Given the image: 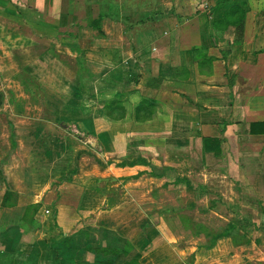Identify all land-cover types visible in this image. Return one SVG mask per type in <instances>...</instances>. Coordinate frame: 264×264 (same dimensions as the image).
Instances as JSON below:
<instances>
[{
  "label": "crops",
  "instance_id": "0c3cea01",
  "mask_svg": "<svg viewBox=\"0 0 264 264\" xmlns=\"http://www.w3.org/2000/svg\"><path fill=\"white\" fill-rule=\"evenodd\" d=\"M221 1L0 0V37L22 33V23L28 37L72 39L64 51L56 44L42 49L55 56L41 55L40 68L70 72L78 85L52 121L28 116L27 148L0 160V264L113 260L93 249H122L127 240L114 227L133 208L158 216L197 202H205L206 213L224 204L233 216L225 221L242 223L247 244L264 254V222L258 226L249 214L264 212V9L253 5L257 0H231L249 7L241 28L224 29L213 25L227 10ZM149 102L137 120L136 108ZM107 106L123 116L108 117ZM49 123L60 126V139L45 135ZM68 124L85 141L74 144ZM205 139L213 140L207 150ZM4 197L12 205L3 207ZM33 206L29 224L24 215ZM149 222L140 226H152L139 236L142 251L151 246L145 253L167 231L158 217ZM254 227L260 235L251 241ZM155 260L169 263L161 254Z\"/></svg>",
  "mask_w": 264,
  "mask_h": 264
},
{
  "label": "rangeland",
  "instance_id": "374dc122",
  "mask_svg": "<svg viewBox=\"0 0 264 264\" xmlns=\"http://www.w3.org/2000/svg\"><path fill=\"white\" fill-rule=\"evenodd\" d=\"M261 1L257 0L253 5L259 8ZM18 24L21 25L22 33L12 36L11 32L2 31L4 35L0 37V160H5L6 156H9V158L14 156L13 158L17 159L19 153L27 148V145L24 144H28V116L31 117L29 119L44 121V123L46 120L52 121L53 117L51 115L58 108L57 106L63 103L66 109V104L69 102L67 100L72 95L74 88L78 86L76 85L77 78L67 70H64L67 73L61 74L55 67L41 69L45 65V58H41V55L50 57L52 60L55 56L49 50L44 53L41 52L42 49L44 50L52 44L59 45L58 48L63 49V47H66L67 49L72 39L62 38V36L61 40L51 37L43 38L41 41V38L25 35L23 32L28 31L29 33V29L26 31L22 23ZM5 25L8 26V24ZM82 25H84V21ZM0 26L2 27L4 24L2 23ZM93 29L95 31L98 28L93 27ZM96 32H100V29ZM88 38V36L79 37L80 45L83 46ZM95 44L100 46L98 42ZM33 45L38 46L30 48ZM30 49L37 52L29 53L28 50ZM96 55L100 56L99 53ZM69 60H73V57H69ZM41 61L43 62L40 63ZM37 62H39V65L35 66ZM71 71L74 72V70ZM28 92L33 95L34 102L28 97ZM68 125L69 127H66L65 133L70 128V138L74 144L79 143L77 137L85 141L84 137L77 134L72 124ZM58 128L60 126L54 127L52 123H49L48 132L45 135L51 139H60L62 132ZM98 144L100 143L98 142ZM39 166L32 167H37L36 173L40 176L41 169H38ZM18 187L20 188V186ZM187 197L189 202H193L191 196ZM137 199L138 201L143 200L142 198ZM169 200H173L172 195L170 197L164 196L160 203L165 204ZM245 202L247 203L245 205H248V201ZM261 204L263 205L264 201H261ZM178 205L180 204L178 203ZM194 206L192 208L189 203L186 208H182L178 213L160 212L158 216L153 213L144 215L138 209L133 208L126 216L124 215L125 217L122 218L121 223L114 227V233L122 238L118 237L122 240V243L125 240L138 241L134 245L140 253V264H166L155 260L158 254L168 256V264H264L263 249L260 245L255 244L254 246L251 243L250 245H243V248H238L228 238H221L214 243L213 247L205 248L204 246L209 243L210 237L206 236L202 232L203 230H198L196 225L204 224L207 227L205 232L215 234L227 224L225 220L231 221L233 216L224 204L218 205L217 210H210L207 213L201 211L205 208V202H197ZM214 211L217 213H214ZM247 211L249 212V210ZM153 212H156V210L153 209ZM249 214L254 217V221L258 226L259 224L262 225L264 212L260 214L259 211H253ZM156 216L164 225L163 230L167 229V231H164V233L159 232L161 241L159 240L153 244V250L150 253H145L146 251H142V248H145V243L141 242L143 238L140 237H146V235H143L140 226L146 221L156 220ZM185 220L187 221L185 222ZM259 235L260 232L252 231L251 241H254ZM262 238L264 239V233L259 237V240H262ZM111 241L112 238L108 242L102 240L104 243H111ZM10 261L9 258V261L5 263L10 264Z\"/></svg>",
  "mask_w": 264,
  "mask_h": 264
},
{
  "label": "trees",
  "instance_id": "16d2710c",
  "mask_svg": "<svg viewBox=\"0 0 264 264\" xmlns=\"http://www.w3.org/2000/svg\"><path fill=\"white\" fill-rule=\"evenodd\" d=\"M230 1L231 0H222L218 4L222 7H227V6L228 7H227V10L223 13L222 19L219 21L213 22V25L218 26V27L222 26L224 29L232 28L233 30L237 31L239 28L242 27V24H243V21L245 19L246 12H247L246 8H248L249 6L247 5V3L239 4L237 2H232V5H228V3H230ZM248 4H249V2H248ZM259 8H261V10L264 9V0H262ZM97 22H94V23L96 24ZM149 107H152L151 102H149L148 104L145 103V104L138 106L135 110V118L137 120L140 118L141 119L145 118L144 117L145 112H142L143 116H141V111H143V110L146 111ZM118 109H119L118 112H120L121 107L119 104H118ZM106 113H107L108 117H113V118H118V117L123 116L122 113H120L118 116H113L114 112L111 111L108 106L106 108ZM210 142H213V140H208V139L204 140V150H207V148H209L211 146V144H209ZM214 151L219 152V148H216ZM193 186L196 187V189L200 192L199 196H202L204 194V187L203 186H200V185H198V186L193 185ZM10 205H12V204L9 203L7 198L4 197V200L2 202V206L7 207ZM29 210L31 211L30 213H28ZM37 210H38V206H33V207H30L26 211L24 217L26 218V220H28V216H29V222H28L29 224L33 223L32 217L35 213H37ZM242 220L249 223V220L247 218H243V217L241 218L240 217L239 222H242ZM48 221L53 222L54 217L50 216ZM186 221L187 220H185V222ZM239 224H242V223H239ZM239 224L235 223V222H229V223L225 224V226H223V228H221V230H219L215 234H213L212 232H210V233L207 231L205 232V228H207V227L204 224H197L196 228L198 230H203L202 232H204L206 236L210 237L209 243L204 246L205 248L209 249V248L213 247L215 245L214 243H216V241L221 239V238H229L231 240H234L236 243L247 244L249 242V240L246 238L247 233L244 232V230L241 227H239ZM151 227L152 226L150 224H147L146 226L141 227V232L143 233V235H146L147 231L152 229ZM254 230L258 231L255 227L253 228V231ZM240 231H242V233H240ZM263 233H264V230H263ZM235 238H238V239H235ZM135 243L137 244V242H132V241L127 240L124 243V245L121 247L122 249H116V248L109 249V248H107V249L103 250L102 248L101 249L96 248V249H93V251L97 255H101L104 253H106V255H107L109 252L113 253V255H114L113 260L111 259L108 261H103L100 259V261H98V264H112L113 261H115V259L116 260H122L123 264H140V253L136 252L135 245H134ZM150 248H151V246H149L147 249H150ZM147 249L145 250L146 252H147ZM117 254H119V256H116ZM5 255L6 254H3V256H5ZM121 256L123 257V259L121 258Z\"/></svg>",
  "mask_w": 264,
  "mask_h": 264
},
{
  "label": "built area",
  "instance_id": "2783aa9c",
  "mask_svg": "<svg viewBox=\"0 0 264 264\" xmlns=\"http://www.w3.org/2000/svg\"><path fill=\"white\" fill-rule=\"evenodd\" d=\"M46 213H48V212L46 211Z\"/></svg>",
  "mask_w": 264,
  "mask_h": 264
}]
</instances>
